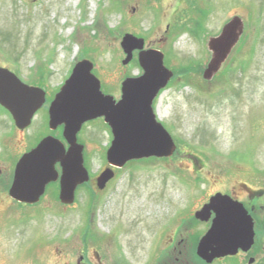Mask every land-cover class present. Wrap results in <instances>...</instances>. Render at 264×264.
<instances>
[{
    "label": "rangeland",
    "instance_id": "rangeland-1",
    "mask_svg": "<svg viewBox=\"0 0 264 264\" xmlns=\"http://www.w3.org/2000/svg\"><path fill=\"white\" fill-rule=\"evenodd\" d=\"M234 17L244 20L245 33L206 81L208 41ZM126 34L143 39L145 51H161L174 72L154 110L175 153L130 162L105 197L85 186L71 205L60 202L53 184L36 205L10 203L13 168L0 158V264H66L69 246H93L134 264L178 255L194 264L184 250L198 229L183 218L216 192L264 181V0H0V66L47 91L48 100L83 59L93 62L103 93L119 94L124 80L142 74L139 50L123 64ZM37 117L44 132L47 108ZM91 128L101 143L112 139L108 125ZM87 150L97 172L105 156Z\"/></svg>",
    "mask_w": 264,
    "mask_h": 264
},
{
    "label": "water",
    "instance_id": "water-1",
    "mask_svg": "<svg viewBox=\"0 0 264 264\" xmlns=\"http://www.w3.org/2000/svg\"><path fill=\"white\" fill-rule=\"evenodd\" d=\"M243 32V19L234 17L218 36L209 39L212 58L203 74L205 80L211 81L221 70ZM121 47L126 54L124 65L133 59L134 51H140L138 60L143 74L124 80L121 99L116 101L103 93L101 81L93 73L94 64L87 59L77 62L49 108V127L56 130L64 126L63 136L70 147L66 150L62 141L49 136L23 155L15 167L10 198L37 204L47 186L60 181L61 203L73 204L77 187L89 181L77 134L85 123L97 118H104L112 130L113 141L107 152V161L112 167L123 168L131 161L168 158L174 154L177 146L153 108L154 100L174 74L165 66L161 51L143 50V39L126 34ZM45 102L44 90L26 85L9 69L0 67V104L10 112L19 129L30 126ZM58 164L61 173L57 170ZM112 177V169L104 171L98 179L100 187ZM212 210L216 217L197 247V255L208 264L232 256L240 248H249L254 238L252 221L240 203L227 195L216 194L196 213V218L208 221Z\"/></svg>",
    "mask_w": 264,
    "mask_h": 264
},
{
    "label": "flooded vegetation",
    "instance_id": "flooded-vegetation-1",
    "mask_svg": "<svg viewBox=\"0 0 264 264\" xmlns=\"http://www.w3.org/2000/svg\"><path fill=\"white\" fill-rule=\"evenodd\" d=\"M0 67L8 68L5 66H0ZM27 85L36 87L33 84H27ZM114 97L118 101L121 98V91L119 94L114 95ZM52 101L53 100L47 99V91H46V103L41 109L47 108V111L49 114V106ZM41 109L35 113L30 126L24 130H21L16 126L15 121L12 115L10 114V112L0 104V154H1L0 158H3L2 162L4 164L8 163V166H11V169L13 168V175H14L16 164L22 158V156L31 152L46 137L52 136L56 139L61 140L64 143L66 150H68L70 147L69 144L65 141L64 136H63L64 126H60L56 130H52L49 127V115H48V129L46 128L45 131L42 132L41 128L37 126V125H40L37 122V120L39 121V118L37 117V115L41 111ZM98 122H102L104 125L106 124L104 118H98L95 120H91L85 123L77 134V143L83 147L84 166L89 173V181L77 188L76 196H77L78 190L83 189L85 186L87 187V190L90 189L93 192L91 193L93 195H97V194L102 195V196L106 195L107 190L119 177L120 169L111 167L107 162V151L109 147L111 146V142L113 139L112 132L108 126L112 139H110L108 142L106 141L107 143H103V142L101 143V140L103 139L101 137V134L99 133V130L91 128L94 125H97ZM31 127L34 128L33 132L31 130V134L29 136H26L25 133ZM56 132H61L62 137H60L59 135L53 134ZM91 132L93 133L89 137V134ZM97 135H98V142H95V138H97ZM87 147L101 151V153L104 154L105 156L104 165L100 167L99 170H97V172H92V170L89 167ZM109 168L113 170V177L110 180H108L106 183L104 184L102 183L103 186L100 187L98 179L100 178L101 174ZM57 169L59 173H61V167L59 164L57 165ZM263 169L259 168L258 174L264 180V171H262ZM1 172L2 171L0 170V173ZM12 181H13V177H12ZM52 184L55 186V189H56V197L58 196L59 198L60 181H57ZM251 184L253 185L259 184V186L254 188L250 185L249 182H241V183H237L236 186L232 185L230 190L227 192H216L213 195H211L206 202L199 204L197 209L194 211V215L191 214L190 217L183 218L184 219L183 221L188 222L191 227L193 226V224H195L196 229H198V232H197L198 238H196L195 240V237H194L193 241H191L190 243L186 241L185 243L187 245L184 250V255L185 254L188 256L190 255L194 264H197V263L207 264L206 262H204L197 256L196 251H197L198 244L200 243L202 237L211 228L212 222L216 217V213L212 210L210 219L208 221H201L196 218V213L201 211L205 206H207L210 203L211 197L219 193L229 196L233 202H238L243 206L244 210L246 211L247 215L250 217L252 221L254 238H253V244L249 248L247 249L240 248L236 252V254L232 256L215 259L211 264H223V263L224 264H264V181L263 182L261 181L260 183L251 182ZM50 185L51 184H49V186ZM47 189H46L45 194L47 193ZM8 193H9V190H8ZM8 197H9V194H8ZM9 200H10V203L12 202L20 203V202L15 201L12 198H10ZM202 223L207 226L205 228L206 230L204 231V235H202V230H203ZM188 239L192 240L191 238H188ZM67 250L68 251H66L65 254L69 255L68 257L69 259L67 258L68 262L66 264H134L126 260L119 261L115 259L111 255V253L102 252L99 249L94 248L93 246H84V247H81V246L70 247L69 246ZM58 253L62 254L63 252H58ZM180 254H183V253L180 252ZM73 258L74 260L72 261ZM174 258L175 259L172 262L169 257L168 259L166 257H162L161 259L157 260L156 264H183L179 255ZM148 263L153 264L152 262H147V261L142 264H148ZM62 264H65V263H62Z\"/></svg>",
    "mask_w": 264,
    "mask_h": 264
}]
</instances>
